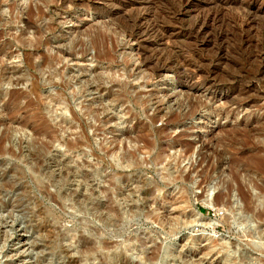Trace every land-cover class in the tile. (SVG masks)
<instances>
[{
  "label": "rangeland",
  "instance_id": "1",
  "mask_svg": "<svg viewBox=\"0 0 264 264\" xmlns=\"http://www.w3.org/2000/svg\"><path fill=\"white\" fill-rule=\"evenodd\" d=\"M156 1L155 17L170 20L176 0ZM106 2L0 0V135L25 128L2 142L14 144L15 154L0 152V264H70L74 238L100 226L53 198L48 173L57 174L66 158L82 172L98 169L89 185L109 187L114 204L133 213L122 236H113L121 247L130 234L173 253L189 247L181 264H264L259 47H240L224 24V40L212 31L208 40L181 36L171 48H143L121 27L132 14L108 17ZM26 18L32 27L24 26ZM168 60L193 62L200 73L161 67ZM22 132L32 146L45 148L39 171ZM65 141L76 146L69 151ZM209 190H215L214 208L199 201ZM234 209L243 213L234 216ZM194 210L216 223L187 222ZM243 216L245 225L234 219ZM172 223L178 229L168 234ZM247 227L255 233L248 235ZM63 233L74 238L62 239Z\"/></svg>",
  "mask_w": 264,
  "mask_h": 264
},
{
  "label": "bare ground",
  "instance_id": "2",
  "mask_svg": "<svg viewBox=\"0 0 264 264\" xmlns=\"http://www.w3.org/2000/svg\"><path fill=\"white\" fill-rule=\"evenodd\" d=\"M59 1L65 6V3H74L76 0ZM106 1L105 14L108 17H113L119 13H122V15L123 13L127 15L132 14L130 15L131 18L127 16L129 18L127 23H124L121 26L126 36L134 39L140 46L143 45V48L148 47L153 50L163 47L171 48V44L174 42V40H177V38L179 39V37L181 36H185L189 39H195L196 41V38L199 37H202V39L204 40L207 38L210 39L209 37H212V31L216 33V37L218 39L224 40V37H227V30L225 32L223 30L226 28H224L223 30L221 28L224 24H229L230 27L227 25L224 26L230 29L229 33H231L233 37L237 38L240 47L248 46L251 44L259 47V50L257 51L255 57L261 64V66L259 65L261 67L259 71V77L261 78L258 77L259 79L257 81L264 83V0H176L174 7L172 9L170 8L171 10L169 11L170 20L167 18L168 20L165 19V21L162 20L163 18L161 19L162 21H160V19L158 20L155 17V10L153 9H155L154 7H156V0ZM229 11H234V15L232 18L227 19L226 15L228 13L230 15ZM0 13H2V11ZM29 19L26 18L22 20L26 28L32 27V23L29 21ZM257 33L258 37L256 35ZM255 36L257 37L256 39L254 38ZM202 44L203 41L200 44L196 43L195 46L199 48L202 47ZM144 53V49H142L140 50L139 54L145 62V65L146 63L150 64L149 62L151 61H149V59H145L146 57L144 56ZM161 67L174 69L175 72L176 70H179V67L181 69L186 68L187 70L191 68L192 70H190L191 73L189 74H192L193 76H197L198 73H200L198 72L200 70H197L196 65H194L193 62H187L186 60H183L179 65L169 60L164 61L161 64ZM192 78L191 81L193 80ZM60 116L61 119L64 120V115L61 114ZM6 120L3 121L7 122ZM19 126L8 127L6 128V130H4L5 132L0 135V152L6 151L15 154V151L13 149L14 144L10 145L8 148H5L2 146V142L4 141V138H14V136L17 135L16 133H21V130L25 132V128L23 126ZM3 129L5 128L3 127ZM23 134L25 135L26 133ZM29 135L27 134L24 137L25 140H27L26 147L28 149V155L34 157V163H31V167L32 169L39 171L44 159L43 152L45 148L43 147V145L42 147L32 146L34 143L30 141L31 139L29 140ZM21 137L23 138V135L18 138L19 141ZM14 139H11L12 142L14 141ZM60 140L61 137L59 136H54L53 138V141L60 142ZM72 142L65 141L66 147L69 149V151L70 149H74V147L76 146ZM68 162L69 161L67 160V158L59 162L61 165V170H59L57 174L48 173V177L46 176L47 178H49L51 183L56 186V191H54L55 194L53 195V198H55V200L57 199L59 201V204L61 205L68 203L71 209L73 208L74 210H76L83 216V218L86 219V217L92 216L95 221L97 220L100 223V226H96L93 223L94 227H92L91 229L94 233L90 232V235H84L81 233V231V234L79 233L76 238L71 236L68 237L66 233L61 234L62 239H75L72 246H74L73 249L76 253V256L74 258L72 257V259L70 260V264H165V260L167 259L169 260L170 264H181L180 262H177L178 259H180V261H184V259L192 253V250L189 247L184 249L183 251L173 253V250L171 251L168 248L169 246H167V248L161 249L159 243L157 244L150 238L139 237L130 234H128L127 236L124 235L125 238L121 242L124 244V246L121 247L120 242L114 240L113 236H122L123 227L132 220L133 213H131L130 210L123 209L120 206L114 204L115 197L109 192L111 190L109 187L96 189L97 186L92 187L89 185L90 183H88V181L90 179H92V181H96L97 177L100 175L98 169L93 167L91 171L82 172L79 170V164H75V166L72 167L68 165ZM35 172L36 171H34V173ZM75 179V187L71 188V183ZM214 191L215 190H209L202 195L199 201L203 206L211 208L215 207V198L213 199ZM100 192H104V194L107 195V200H105L106 202H102L98 199V194ZM235 210L236 209H234V211ZM192 212L193 213L188 216L189 220L187 222L189 223H200L205 226L214 225L216 223V220L214 218H207L203 216L202 213L195 210ZM234 213L235 216L239 213L242 214L243 211L238 209V211L236 210V212ZM243 217V219L235 217L234 219H239L242 225H245L247 224L248 219L246 216ZM85 224L86 223L84 222L82 225ZM175 224L172 223V225L167 230L169 233H166H174L178 229ZM110 227H113V230L111 231V233H108L107 231ZM245 229V232L248 235H252L253 233H255L252 232V229L250 227H247ZM212 247L214 246H211L210 248ZM70 248L71 245L69 244L66 248V251L68 252ZM132 254H135V256H133Z\"/></svg>",
  "mask_w": 264,
  "mask_h": 264
}]
</instances>
